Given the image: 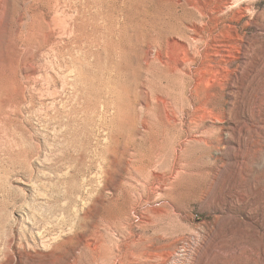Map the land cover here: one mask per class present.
<instances>
[{
  "label": "rangeland",
  "instance_id": "rangeland-1",
  "mask_svg": "<svg viewBox=\"0 0 264 264\" xmlns=\"http://www.w3.org/2000/svg\"><path fill=\"white\" fill-rule=\"evenodd\" d=\"M238 1L0 0V264L39 230L78 264H264V0Z\"/></svg>",
  "mask_w": 264,
  "mask_h": 264
},
{
  "label": "bare ground",
  "instance_id": "bare-ground-1",
  "mask_svg": "<svg viewBox=\"0 0 264 264\" xmlns=\"http://www.w3.org/2000/svg\"><path fill=\"white\" fill-rule=\"evenodd\" d=\"M237 2H239V1L238 0H230L231 4L230 5L227 4V5L232 7V6L237 5ZM226 7L230 8L228 6H226ZM195 11L200 16L199 10L197 9ZM248 11H249L248 8L242 7V13H247ZM234 15H236L235 16L236 19H239L241 17L240 15H237V14H234ZM199 19H200V17H198V21H199ZM250 19H253V14L250 15ZM230 27L231 26H226L227 29L223 32L221 31V35H223V37H225V40L220 41L219 47H221L223 50H230V49L240 50L241 49L240 45L231 41V39L234 37L239 38L238 29L233 26L234 27V28H232L233 32L232 31L230 32V29H231ZM139 224H140L139 227H142L145 225L142 220L139 222ZM156 233L157 232L155 231L153 233L152 237H145L144 235L139 236V240H142L145 242L148 241L147 244L144 243L145 245L143 246V249H142V254L144 256L145 255L155 256L157 254L158 249L160 247L157 246L155 243ZM37 236L38 237H37L36 241H34L31 245H29V243H27L28 251H25V256H26V258L29 259L31 264H56L59 259L64 260L63 264H78L77 261H79V254L77 255L76 252L80 251L79 249H81V248L82 249H88L89 248V246L80 247L79 245L68 246V250H69L70 254L67 256V258H69V259H66L56 252V248L54 249L55 245L51 244V238H49V235L47 233H45L43 230H39L37 232ZM53 241L54 240H52V242ZM193 250H194V248L192 246H189L188 250L185 253V257H187L188 259L192 258ZM87 252H90V251L87 250ZM173 256H176V255L173 254ZM93 257H94V255L91 253V256H90L88 262H86L84 264H90V261H92L94 259ZM14 261H15V259L12 260L11 264H13ZM185 262H187V260L184 261V264H187ZM59 264H61V263H59Z\"/></svg>",
  "mask_w": 264,
  "mask_h": 264
}]
</instances>
